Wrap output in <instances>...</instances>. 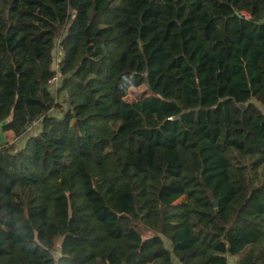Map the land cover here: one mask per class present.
Instances as JSON below:
<instances>
[{
  "label": "trees",
  "instance_id": "trees-1",
  "mask_svg": "<svg viewBox=\"0 0 264 264\" xmlns=\"http://www.w3.org/2000/svg\"><path fill=\"white\" fill-rule=\"evenodd\" d=\"M261 66L264 0H0V264H264Z\"/></svg>",
  "mask_w": 264,
  "mask_h": 264
},
{
  "label": "rangeland",
  "instance_id": "rangeland-1",
  "mask_svg": "<svg viewBox=\"0 0 264 264\" xmlns=\"http://www.w3.org/2000/svg\"><path fill=\"white\" fill-rule=\"evenodd\" d=\"M262 69L264 70V67L261 66ZM119 68L122 70H133V71H141V65L138 61L133 60L129 56L123 54L119 58ZM54 89V87H53ZM150 94V91L148 90L146 85H141L139 87L132 86L129 89V93L127 95V100L128 101H134L137 100L141 97H145ZM262 109L264 111V106H262ZM1 125L0 124V140L5 141V142H11L16 138L15 133L13 131L7 130L3 131L1 130ZM37 131V127H33L28 131V134L35 133ZM27 134V135H28ZM27 137H20L19 142L20 145H24ZM184 199V197L180 198L178 202H181ZM247 253V250L242 251L240 254L235 255V256H229V263L230 264H239V262L242 260L244 255Z\"/></svg>",
  "mask_w": 264,
  "mask_h": 264
},
{
  "label": "built area",
  "instance_id": "built-area-1",
  "mask_svg": "<svg viewBox=\"0 0 264 264\" xmlns=\"http://www.w3.org/2000/svg\"><path fill=\"white\" fill-rule=\"evenodd\" d=\"M239 14L245 18L250 17V14L248 12H245V11H241V12H239ZM57 46L59 48V52L57 53L56 60H55V71H56V73L53 76V78L50 80V82L56 87L58 86L60 81L64 78V73H63L64 56L61 53V51L63 50V46L61 45L60 41L57 42ZM33 124H37V122L33 121Z\"/></svg>",
  "mask_w": 264,
  "mask_h": 264
},
{
  "label": "water",
  "instance_id": "water-1",
  "mask_svg": "<svg viewBox=\"0 0 264 264\" xmlns=\"http://www.w3.org/2000/svg\"><path fill=\"white\" fill-rule=\"evenodd\" d=\"M239 106H240L241 108H244V109L246 108V106H245L244 104H240ZM217 203H218V202H217V200H216V204H217Z\"/></svg>",
  "mask_w": 264,
  "mask_h": 264
},
{
  "label": "crops",
  "instance_id": "crops-1",
  "mask_svg": "<svg viewBox=\"0 0 264 264\" xmlns=\"http://www.w3.org/2000/svg\"><path fill=\"white\" fill-rule=\"evenodd\" d=\"M127 99V98H126Z\"/></svg>",
  "mask_w": 264,
  "mask_h": 264
}]
</instances>
